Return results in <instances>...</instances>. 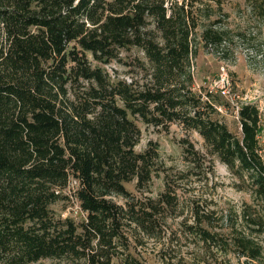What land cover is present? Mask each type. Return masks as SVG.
<instances>
[{
  "label": "trees",
  "instance_id": "1",
  "mask_svg": "<svg viewBox=\"0 0 264 264\" xmlns=\"http://www.w3.org/2000/svg\"><path fill=\"white\" fill-rule=\"evenodd\" d=\"M212 1L222 9L224 0ZM247 2L264 22V0ZM203 23L178 1L0 0V264H149L139 249L150 241L162 244L163 264H191L173 246L181 236L205 257L262 256L253 238L264 233L260 110L241 104L238 137L222 120L220 94L196 87L194 66L200 49L231 62L240 48L264 54V32ZM132 49L143 56L124 58ZM113 62L124 76L103 66ZM138 121L201 137L204 151L181 140L183 158L196 174L213 173L218 159L248 187L255 205L242 208L243 229L213 230L180 194L187 175L164 168L157 143L135 150ZM160 177L164 190L150 196ZM133 182L139 194L127 189ZM71 196L86 214L80 222L52 208ZM186 211L193 223L172 229Z\"/></svg>",
  "mask_w": 264,
  "mask_h": 264
},
{
  "label": "rangeland",
  "instance_id": "2",
  "mask_svg": "<svg viewBox=\"0 0 264 264\" xmlns=\"http://www.w3.org/2000/svg\"><path fill=\"white\" fill-rule=\"evenodd\" d=\"M170 2L186 3L192 8L199 20L207 24V20L219 19L222 25L236 27L250 22L251 25L261 27L264 32V22L258 17H254L251 8L248 7L247 0H224L222 9H218L212 0H169ZM226 14V15H224ZM209 18V19H208ZM201 28H199V32ZM211 52V51H210ZM200 49L195 60L194 76L197 88L214 90L218 92L221 101L220 109L222 120L229 130L238 137L242 134V129L238 117V109L242 103H253L258 106L261 114L263 130L259 135L261 153L264 159V54L249 55L248 51L238 49L235 62L224 61L219 55ZM131 54H143L132 49L123 52L124 58ZM256 56V57H254ZM90 59L92 60L91 56ZM93 65H97L93 61ZM114 76L115 72L119 76L125 75V68L117 62L103 65ZM141 128V140L136 147L137 152L144 151L149 142H155L159 146L161 161L164 168H170L173 172H185L187 177L180 182V194L184 200L196 201L203 209V213L209 216L210 225L213 230L228 234L232 231L233 225L242 227L241 211L245 205H255L253 196L248 187L230 172L226 165L218 159L214 161V172H201L196 174V169L189 166L183 158V145L181 140L189 138L194 145L204 151L203 141L196 133L186 132L179 125L173 124L168 130L157 129L146 126L138 121ZM77 186L75 180L71 182L68 194H72ZM129 191L139 194L135 189V182L126 184ZM164 190L162 177L155 178L152 184L150 196L156 197ZM113 199L124 203V199L114 196ZM57 215L70 217L76 222H80L86 217L81 210L78 201L71 196L70 200L61 201L52 207ZM194 212L186 211L184 216L178 217L170 222L172 229H180L182 220L188 224L193 223ZM208 225V223H206ZM243 229V227H242ZM170 235L171 229H168ZM247 231L250 232L249 229ZM252 231V230H251ZM172 236H175L172 233ZM178 236H181L178 232ZM253 238L262 247V256L258 260H252L238 253L231 252L227 256L219 253L215 257L201 254V250L195 244L184 240H175V248L182 251L183 255L191 264H264V233L253 232ZM161 243L150 241L147 245L139 249L141 257L149 264H163L160 258ZM205 257V258H204ZM114 264H119L118 260Z\"/></svg>",
  "mask_w": 264,
  "mask_h": 264
}]
</instances>
